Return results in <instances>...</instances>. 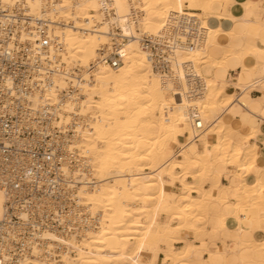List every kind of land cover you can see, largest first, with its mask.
Instances as JSON below:
<instances>
[{
  "label": "bare ground",
  "instance_id": "6f19581e",
  "mask_svg": "<svg viewBox=\"0 0 264 264\" xmlns=\"http://www.w3.org/2000/svg\"><path fill=\"white\" fill-rule=\"evenodd\" d=\"M24 1L31 26L45 21L62 41L57 89L67 86L66 76L79 87V95L62 103L56 124H73L81 166L74 171L81 183L77 196L80 205L102 216L98 229L65 240L74 252L65 256V264H154L157 255L159 264H193L199 246L188 235L201 239L202 251L219 261L224 252L210 251L208 240L227 229L230 220L236 226L230 230L236 247L251 252L249 260L238 264H264V182L259 175L255 183L246 181L256 165L251 140L257 139V130L234 126L254 120L247 112L264 115V108L252 112L235 93L244 76L260 77L255 87L262 89L258 101L264 105V18L251 22L243 15L239 22L228 11L234 1L248 10L255 2ZM172 14L204 35L194 48L176 52L168 79L151 69L139 37L159 34ZM114 35L128 37L117 68L97 61ZM229 68H238L237 78H227ZM194 82L196 94L190 90ZM56 100L54 90L46 94L47 103ZM194 116L203 128L194 129ZM223 176H233L235 183H221ZM176 185L179 192L171 189ZM5 199L0 190V220ZM229 201L233 212L225 215L221 209ZM256 231L262 239L253 237Z\"/></svg>",
  "mask_w": 264,
  "mask_h": 264
},
{
  "label": "built area",
  "instance_id": "2783aa9c",
  "mask_svg": "<svg viewBox=\"0 0 264 264\" xmlns=\"http://www.w3.org/2000/svg\"><path fill=\"white\" fill-rule=\"evenodd\" d=\"M31 17L24 0L11 6L0 0V190L6 197L0 264H65V256L74 254L65 240L98 229L102 216L80 205L77 196L81 183L74 171L81 166L73 124H56L62 103L79 95V87L66 76L67 86L57 89L62 41L45 21L31 26ZM203 35L172 14L163 31L141 35L139 43L151 69L170 79L176 52L194 48ZM127 40L114 35L97 61L117 68ZM51 90L57 92L52 104L46 101ZM190 90L198 92L195 82ZM193 127L203 128L196 116Z\"/></svg>",
  "mask_w": 264,
  "mask_h": 264
},
{
  "label": "crops",
  "instance_id": "0c3cea01",
  "mask_svg": "<svg viewBox=\"0 0 264 264\" xmlns=\"http://www.w3.org/2000/svg\"><path fill=\"white\" fill-rule=\"evenodd\" d=\"M255 2V7L253 9H246L243 5V2L240 1H234L232 2L229 7L228 11H230L236 18L235 21H241L240 17L243 15L248 16L251 19V22H255L258 20V18H264V7L261 5L259 0H252ZM257 1V2H256ZM259 39V38H258ZM257 39L258 44L259 40ZM252 61L259 63L260 60L258 58L251 59ZM238 68H229L226 72L227 78H237L238 76ZM260 77L249 79L247 76H244L242 78V86L237 87L235 89V93L238 95H242L243 101L249 103L250 110L252 112H258L260 113V110L264 108V105H261L258 101V98L262 96V89L260 87H255L258 85ZM258 81V82H257ZM251 85V86H250ZM243 90V91H242ZM244 109V108H243ZM245 110V109H244ZM248 115L252 116L254 118L253 121H251L249 124L245 125L243 121H239L237 123H234V126L237 129H242L245 132H250L252 128H256L257 130V139L251 140V142L254 143V146L256 147L257 151V159H256V165L254 164L250 170L249 174L246 176V181L248 183H255L256 178L259 175V180L264 182V115L260 113V115L252 114L250 112H247ZM234 117L235 119H240V113L237 109L234 111ZM257 117V118H256ZM241 124V125H240ZM177 149V148H176ZM227 170H233V166L227 167ZM235 178L233 176H223L221 178V183L228 185L235 183ZM231 208V209H230ZM221 212L225 215H231L233 212V201H229L224 204V206L221 209ZM231 222V223H230ZM233 221H229L227 225V229H224L219 233L217 237H214L212 239L208 240V246L207 248L212 251L213 253H218L219 251H223L219 261L215 258L209 259V254L202 251L201 243L197 244L199 246L198 254L195 256L193 260V264H238L241 259L249 260L251 258V252L249 249H243L239 250L237 245V240L233 239L231 236L232 229L236 228L235 225H233ZM253 237L257 240L262 239L263 235L261 231H256L253 234ZM220 238V239H219ZM243 240L248 241L249 236L246 234H243L242 236ZM215 240H218L219 242H214ZM211 241V242H210ZM224 242V244L222 243ZM223 257V259H221ZM225 257V258H224ZM214 260V261H213ZM237 260V261H236ZM221 261V262H220ZM206 262V263H205ZM219 262V263H216Z\"/></svg>",
  "mask_w": 264,
  "mask_h": 264
},
{
  "label": "rangeland",
  "instance_id": "374dc122",
  "mask_svg": "<svg viewBox=\"0 0 264 264\" xmlns=\"http://www.w3.org/2000/svg\"><path fill=\"white\" fill-rule=\"evenodd\" d=\"M183 9H185L186 7H182ZM176 150V149H175ZM187 180H191L190 178H187ZM206 186H208L207 184H206ZM171 189H173L174 191H176V192H179L180 191V188H179V186L178 185H176V186H174V187H171ZM165 220V216L164 215H162V217H161V221H164ZM205 236H203V238H204ZM206 237H207V239L209 238V236L208 235H206ZM188 238H189V240L190 241H192L193 243H196V244H200L202 241H200L201 239H198V238H196V237H193L192 235H188ZM195 239V240H194ZM199 240V241H198ZM195 241V242H194ZM214 242H219L218 240H215ZM181 243H176L175 245L176 246H179ZM202 245V244H201ZM201 247V246H200ZM161 262V258H160V255H157L155 258H154V264H159Z\"/></svg>",
  "mask_w": 264,
  "mask_h": 264
}]
</instances>
